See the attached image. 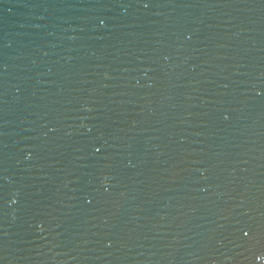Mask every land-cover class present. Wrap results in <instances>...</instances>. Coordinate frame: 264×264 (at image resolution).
<instances>
[{"label":"water","instance_id":"water-1","mask_svg":"<svg viewBox=\"0 0 264 264\" xmlns=\"http://www.w3.org/2000/svg\"><path fill=\"white\" fill-rule=\"evenodd\" d=\"M0 264H264V0H0Z\"/></svg>","mask_w":264,"mask_h":264}]
</instances>
